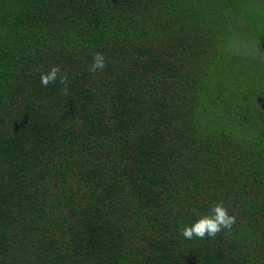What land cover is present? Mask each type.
Returning <instances> with one entry per match:
<instances>
[{
	"label": "trees",
	"instance_id": "trees-1",
	"mask_svg": "<svg viewBox=\"0 0 264 264\" xmlns=\"http://www.w3.org/2000/svg\"><path fill=\"white\" fill-rule=\"evenodd\" d=\"M210 1L0 0V264H264V71Z\"/></svg>",
	"mask_w": 264,
	"mask_h": 264
},
{
	"label": "rangeland",
	"instance_id": "rangeland-1",
	"mask_svg": "<svg viewBox=\"0 0 264 264\" xmlns=\"http://www.w3.org/2000/svg\"><path fill=\"white\" fill-rule=\"evenodd\" d=\"M207 1H209V4L212 2ZM220 1L217 6L212 5L219 17L225 11L223 3ZM239 1L243 2L244 8L230 30L225 31L224 37L232 45L229 53L240 57L237 58L238 66L244 70H253L258 74L264 71V0ZM225 22H227L226 19ZM242 56H246L247 59ZM249 57L257 58L262 63L259 64V61Z\"/></svg>",
	"mask_w": 264,
	"mask_h": 264
},
{
	"label": "clouds",
	"instance_id": "clouds-1",
	"mask_svg": "<svg viewBox=\"0 0 264 264\" xmlns=\"http://www.w3.org/2000/svg\"><path fill=\"white\" fill-rule=\"evenodd\" d=\"M105 67L106 58L103 53L94 52L88 71L95 74L103 71ZM62 71L60 65L52 66L47 72L41 74L40 83L42 86L47 87L49 84L57 83L59 77V84L62 85V93L65 96H69L68 75L66 72H63L61 75ZM235 223L236 216L230 215L223 201H220L215 202L211 206L210 214L200 216L191 226L182 227L179 234L187 240H192L193 238H215L222 231L230 233Z\"/></svg>",
	"mask_w": 264,
	"mask_h": 264
}]
</instances>
